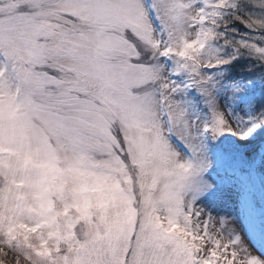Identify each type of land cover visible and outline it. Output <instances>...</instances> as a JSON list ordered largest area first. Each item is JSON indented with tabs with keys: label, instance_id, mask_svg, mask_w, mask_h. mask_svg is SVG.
Segmentation results:
<instances>
[{
	"label": "snow or ice",
	"instance_id": "snow-or-ice-1",
	"mask_svg": "<svg viewBox=\"0 0 264 264\" xmlns=\"http://www.w3.org/2000/svg\"><path fill=\"white\" fill-rule=\"evenodd\" d=\"M0 264H264V0H0Z\"/></svg>",
	"mask_w": 264,
	"mask_h": 264
}]
</instances>
